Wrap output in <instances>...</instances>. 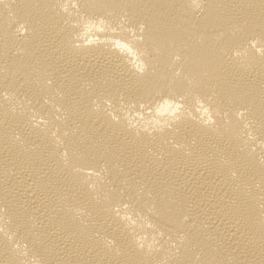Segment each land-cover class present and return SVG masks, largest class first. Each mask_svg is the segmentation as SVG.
<instances>
[{
  "label": "bare ground",
  "instance_id": "6f19581e",
  "mask_svg": "<svg viewBox=\"0 0 264 264\" xmlns=\"http://www.w3.org/2000/svg\"><path fill=\"white\" fill-rule=\"evenodd\" d=\"M0 264H264V0H0Z\"/></svg>",
  "mask_w": 264,
  "mask_h": 264
}]
</instances>
